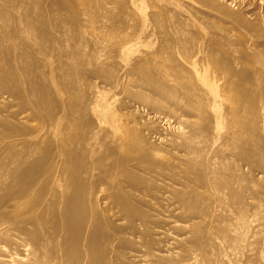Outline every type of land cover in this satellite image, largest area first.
Segmentation results:
<instances>
[{
	"label": "bare ground",
	"instance_id": "1",
	"mask_svg": "<svg viewBox=\"0 0 264 264\" xmlns=\"http://www.w3.org/2000/svg\"><path fill=\"white\" fill-rule=\"evenodd\" d=\"M0 264H264V0H0Z\"/></svg>",
	"mask_w": 264,
	"mask_h": 264
},
{
	"label": "rangeland",
	"instance_id": "2",
	"mask_svg": "<svg viewBox=\"0 0 264 264\" xmlns=\"http://www.w3.org/2000/svg\"><path fill=\"white\" fill-rule=\"evenodd\" d=\"M166 2L167 1V3H172L173 2V0H159V2ZM175 1H177V0H175ZM180 3H182V0H178ZM174 3H178V2H174Z\"/></svg>",
	"mask_w": 264,
	"mask_h": 264
}]
</instances>
